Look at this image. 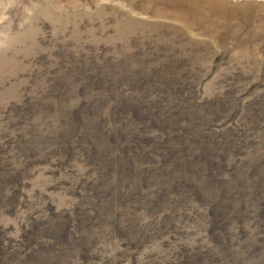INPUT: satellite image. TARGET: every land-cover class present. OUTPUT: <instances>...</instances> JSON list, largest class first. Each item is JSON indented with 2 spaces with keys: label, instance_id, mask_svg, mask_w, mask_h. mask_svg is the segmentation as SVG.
<instances>
[{
  "label": "rangeland",
  "instance_id": "rangeland-1",
  "mask_svg": "<svg viewBox=\"0 0 264 264\" xmlns=\"http://www.w3.org/2000/svg\"><path fill=\"white\" fill-rule=\"evenodd\" d=\"M0 16V264H264V0Z\"/></svg>",
  "mask_w": 264,
  "mask_h": 264
},
{
  "label": "clouds",
  "instance_id": "clouds-1",
  "mask_svg": "<svg viewBox=\"0 0 264 264\" xmlns=\"http://www.w3.org/2000/svg\"><path fill=\"white\" fill-rule=\"evenodd\" d=\"M8 2H9V6L12 4V3H14V0H8ZM3 4V0H0V5H2ZM4 19H7V17L6 16H0V21H3Z\"/></svg>",
  "mask_w": 264,
  "mask_h": 264
}]
</instances>
